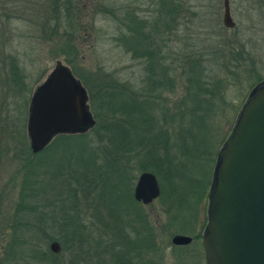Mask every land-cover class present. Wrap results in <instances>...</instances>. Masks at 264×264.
Returning <instances> with one entry per match:
<instances>
[{
  "label": "rangeland",
  "instance_id": "obj_1",
  "mask_svg": "<svg viewBox=\"0 0 264 264\" xmlns=\"http://www.w3.org/2000/svg\"><path fill=\"white\" fill-rule=\"evenodd\" d=\"M69 1L0 0V264H40L33 259L31 250L21 251L17 259L8 250L14 237L13 223L21 187L25 174L32 168L23 166L32 153L28 121L35 91L57 67H67L85 88L88 106L96 121L85 133L72 135L87 134V141L97 148L101 137L94 134V129L107 112L101 108V90L128 85L142 94L148 80L145 60L137 58L135 51L119 42L122 32L126 31L119 21L125 22L127 16L133 18L132 14L145 23L160 19V35L155 46L159 47L157 55L161 64L170 70L167 79L173 81L170 89L156 92L150 98L156 104L150 112L159 123L155 125L157 132H152L153 137L158 131L167 130L170 155L177 156L179 162L187 161L192 171L189 176L203 185L197 190L196 183L191 187L187 181H162L159 175L146 171L158 178L161 196L149 206L138 203L130 217H149L156 248L154 252L133 250L131 254L138 264H206L204 241L200 238L180 249L172 240L176 235L204 236L218 152L231 135L250 93L264 82V0H230L234 29H227L223 24L224 0H184L196 17L182 22L176 13L170 30L165 26L171 17L166 20L164 15L159 16L157 0H71L68 4ZM199 51L204 54L201 84L206 91L200 96L204 102L200 108L189 99L190 74L183 65L187 58L197 57ZM12 65L24 75L25 87L16 89L9 84ZM159 155L164 158L161 151ZM32 159L39 161L38 157L32 156ZM138 163L134 158L126 173L129 179L135 178L131 181L134 193L144 173L139 171ZM43 169L46 171L47 165ZM202 174L206 178L199 177ZM63 180L57 179L48 189L46 203H40L41 212L47 213L44 217L48 234L58 231L49 205H59L62 201L63 197L59 201L55 196ZM87 191L92 189L85 187L81 196ZM198 192L199 198L195 197ZM84 215L82 209L83 218ZM35 232L20 234L25 235L28 243L44 241ZM94 233L99 237L102 234L101 229ZM142 234L148 236V230ZM41 245L45 247L43 242ZM60 260L68 264V253H63Z\"/></svg>",
  "mask_w": 264,
  "mask_h": 264
},
{
  "label": "trees",
  "instance_id": "obj_2",
  "mask_svg": "<svg viewBox=\"0 0 264 264\" xmlns=\"http://www.w3.org/2000/svg\"><path fill=\"white\" fill-rule=\"evenodd\" d=\"M157 4L159 16L164 15L166 20L171 17L168 19L169 25L166 23V30L175 24L172 17L176 13L182 22L188 17H196L195 12L190 13L192 7L187 6L184 0H157ZM132 16H127L125 22L119 21L120 27L126 30L122 32L119 42L135 51L137 58L145 60L148 80L144 92H136L128 85L104 86L100 93L101 108L107 112L94 129V134L101 137L97 148L90 140L87 141V134L59 135L48 149L38 154L30 152L23 167L32 168L25 174L21 187V200L13 223L14 237L8 249L16 259L21 251L31 250L33 259L40 264H66L60 262L63 253L69 255L68 264H138L131 254L133 250L154 252L155 235L149 217H130V212L138 205L131 186L135 178L129 179L126 174L134 158L138 159L140 172H153L162 181H187L191 187L196 183L199 186L197 190L202 189L203 182L197 183L192 175L189 176V163L185 160L179 162L177 156L170 155L168 131L162 128V132L158 131L153 137L152 132H157L155 125L158 121L155 122L150 112L156 105L150 102V98L156 92L170 89L173 81L167 79L170 70L161 64L157 55L159 47L155 46L160 35V19L155 23H145L138 21L134 14ZM203 55L199 51L197 57L187 58L183 63L190 74L187 89L189 99L196 102L194 105L197 107L204 103L200 97L205 91L201 84ZM10 73L12 78L9 84L16 89L25 87L24 75L17 66H10ZM193 113L197 120H201V116ZM160 151L164 153V158L159 155ZM32 156L38 157L39 161L35 162ZM168 164L172 165L169 167ZM45 165L46 171L43 169ZM199 177L206 178V174ZM57 179L64 180L63 184H59L61 188L56 189L55 197H59V201L63 198L59 205L50 203L49 207L52 208V221L58 231L53 230L52 234H48L46 231L49 227L44 217L47 213L41 212L40 203H46L48 189ZM85 187L92 189V192L87 191L83 199L80 192ZM163 190L166 193L167 188L164 186ZM88 194L93 195L89 197ZM199 196L200 192L195 194V197ZM82 209L85 210V218ZM96 229H101L100 237L94 233ZM145 230H148V236H142ZM34 231V235L43 236L44 241L28 243L25 235L20 234ZM132 234L135 237H131ZM42 242L45 247L41 245ZM54 242L61 245L59 254L51 249Z\"/></svg>",
  "mask_w": 264,
  "mask_h": 264
},
{
  "label": "water",
  "instance_id": "obj_3",
  "mask_svg": "<svg viewBox=\"0 0 264 264\" xmlns=\"http://www.w3.org/2000/svg\"><path fill=\"white\" fill-rule=\"evenodd\" d=\"M223 24L236 27L230 0H224ZM95 125L85 88L67 67H57L31 100L32 152H42L58 135L85 133ZM160 196L156 175L142 173L135 200L150 205ZM192 240L176 235L172 243L186 246ZM203 241L206 264H264V82L250 93L218 152ZM51 249L62 250L58 242Z\"/></svg>",
  "mask_w": 264,
  "mask_h": 264
},
{
  "label": "flooded vegetation",
  "instance_id": "obj_4",
  "mask_svg": "<svg viewBox=\"0 0 264 264\" xmlns=\"http://www.w3.org/2000/svg\"><path fill=\"white\" fill-rule=\"evenodd\" d=\"M224 145V144H223ZM222 145V146H223ZM162 193V192H161ZM138 203H140L141 204V202H138ZM143 204V203H142ZM144 205V204H143ZM151 205V204H150ZM145 206V205H144ZM147 206H149V205H147ZM198 238H200L201 240H202V242H203V235L202 236H199V237H194V238H192L193 240H192V242H194V239L196 240V239H198ZM199 240V239H198ZM192 243H190L189 245H187V246H190ZM175 246V245H174ZM187 246H185L184 248H186ZM203 246H204V242H203ZM176 247V246H175ZM177 248H183V247H180V246H178ZM204 250H205V246H204ZM205 258H206V253H205Z\"/></svg>",
  "mask_w": 264,
  "mask_h": 264
}]
</instances>
